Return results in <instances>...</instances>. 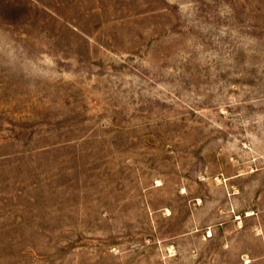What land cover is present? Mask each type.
Masks as SVG:
<instances>
[{
    "label": "rangeland",
    "instance_id": "obj_1",
    "mask_svg": "<svg viewBox=\"0 0 264 264\" xmlns=\"http://www.w3.org/2000/svg\"><path fill=\"white\" fill-rule=\"evenodd\" d=\"M0 264H264V0H0Z\"/></svg>",
    "mask_w": 264,
    "mask_h": 264
}]
</instances>
